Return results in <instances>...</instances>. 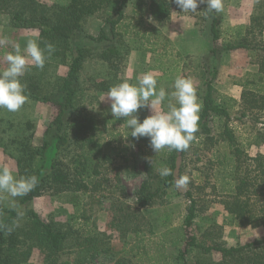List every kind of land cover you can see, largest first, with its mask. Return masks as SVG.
Instances as JSON below:
<instances>
[{
	"label": "rangeland",
	"instance_id": "obj_1",
	"mask_svg": "<svg viewBox=\"0 0 264 264\" xmlns=\"http://www.w3.org/2000/svg\"><path fill=\"white\" fill-rule=\"evenodd\" d=\"M38 1L50 5L53 3H66L68 0ZM147 3L148 0H128L124 9V13L128 16L126 21L128 33L124 40L129 47V51L123 57V63H121L122 65L118 71V79L111 74L109 75L105 66L96 58L86 60L80 73L79 84L83 89L81 101V105L84 106L83 114L85 119L91 121L94 125V130L91 134L93 140L102 149L100 151L102 155L100 156L104 157L103 160H100L99 177L95 179V181H99V184L92 191L85 194L81 192L46 193L35 198L28 207L33 209L43 221L50 223L52 226H62L64 230H68L71 224L69 222L71 221H73L74 230H77L79 228L77 224L80 222L77 217L81 214L89 216V226L96 230L97 237L101 239L98 244L104 245L105 248L109 244L115 253L120 251L121 242L132 246L139 242L133 232L134 226L145 232L143 233V238H141V245L144 248L139 250L140 253L147 249L150 250L152 245L157 243L155 232L164 235L166 234L164 232L169 230V228L180 229L181 232L166 234L167 240L168 237H171V242L173 239L176 244L172 242L173 244L169 248H172L170 251L175 253V260L177 261L178 251L183 245L182 240L181 242L179 240L184 237L182 225L190 206V201L184 195L187 191L195 199L198 208L190 233L196 237L197 242L201 245H223L221 242L223 225L227 226L226 223L230 222L231 217L223 212L221 202L224 192L233 186L231 182L226 184L229 180L226 179L224 181L223 177L225 173L232 170L234 156L227 143L220 140L218 133L221 132V128L218 127V123H214L213 139L215 144L212 145L209 142L197 140L187 154L177 161L174 180L181 175L187 174L190 177L187 188L177 189L173 182L170 188L164 189L158 185L157 179L153 178L149 181L145 170V158H151L153 155L152 157L157 160V157H155L157 154L152 149L142 147L141 143L130 140V130L124 123V118L115 119L111 114V102L107 98L104 100L107 92H100L89 87L92 82L102 79H109L112 86L125 79L135 84L137 83L136 78L142 73L153 71L158 77V88L163 87L168 93L173 90L172 84L177 76L193 78L199 96L202 91L199 68L211 47L210 21L204 20L202 17L203 5L200 4L198 6L196 13L178 14L175 12L172 14L174 20H176L174 23L169 21L159 26L150 19ZM222 4V11L216 13L219 19L220 31L218 43L225 44L227 41L235 40L236 37H246L249 47L255 48L254 52L252 51L255 54V58L261 60L263 52L258 49L264 47V30L259 33L257 32L259 27L254 25L253 29H251V34L246 31H249L248 26L251 24L250 20L252 17L264 14V0H222ZM236 10H240L241 14L235 13L237 12ZM103 18V13L87 17L83 23L84 32L91 36H97L104 27ZM180 20L184 21L182 25L180 24L181 26L177 23ZM171 32L183 37L181 40L187 39L190 43L182 42L185 43V47L179 46L181 51L184 52L185 50L184 53L175 47L176 45L173 41L171 42L168 39L167 35ZM3 38H7L10 43L0 45V68L7 66L4 56L13 50V43H18L23 51L29 38H38V32L36 30L13 28L10 25L8 15L0 13V39ZM196 42H200L197 45H201L205 54H194L195 49H197ZM224 44L223 46H225ZM199 49L201 50V48ZM237 59L240 60L239 65L242 67V62L246 60L245 56L243 55V57ZM45 66L42 69L48 72V74L44 75L45 80L52 81L54 78L63 77L67 72L65 66L57 65L56 63L55 65L47 64ZM229 67L228 65L223 70L224 80L217 78L214 83L216 91L220 95H224L226 99L231 98L230 95L223 93V88L227 84L229 85L232 81L243 83L258 79L255 78L256 80H253V77L247 76V71L243 67L240 73H233ZM42 70L32 67L27 72L33 74V72L39 73ZM169 102L174 103L175 101L168 96L162 107L166 109ZM227 103L231 106L229 108V127L233 131L236 143L244 154L248 156L251 148L245 143L246 138H248L247 132L253 130L257 124L264 122V111L244 108L242 110L236 109L233 101H228ZM242 112L245 115L247 113L248 116H241ZM150 114L151 112L147 108H142L137 113L141 122ZM53 116L54 109L52 106L30 100L17 112L0 109V126L5 131L2 136L3 139H1L4 145L0 143V168L9 167L14 175L18 177L17 152L14 146L9 144H12V140L20 136L22 131H24L22 129L25 124L30 122L33 126V137L30 140L31 146L34 149H39L43 143L45 129L52 121ZM252 134L261 140V134L258 135L256 132ZM93 158L95 161L98 160L97 156H93ZM218 158L224 162L221 167L218 165ZM223 167L225 169H222ZM144 182L150 183V189L155 192V197L151 207L140 210L135 206L136 193ZM3 194L0 193V195ZM120 209L123 211H120ZM18 211H22L24 215L15 219V225L18 224L17 227L20 228H30V226H26V224L28 225V220L25 206L19 208ZM131 212H135L136 220L132 217L127 218L123 227H118L116 218L122 217L124 213L129 214ZM72 217H74L73 220L71 219ZM149 229L153 230L152 235L149 234L151 233L148 231ZM123 230L126 231L124 232ZM74 232L76 235L77 232ZM85 243L83 240L78 241L74 235H69L65 242L64 251L59 253L55 264H62L65 261L70 262L69 264H74V260L78 256L84 257L86 255L84 251ZM131 251L135 252L134 254H138V250L135 248H132ZM98 257L97 255L93 259ZM140 257L141 254L135 256L134 262H138ZM95 261L93 260L92 264H95ZM197 261L204 264H219L220 254L215 251L205 254L199 248H194L192 253L187 255L186 262L187 264H197ZM29 262L30 264H44L45 253L33 248ZM97 262L104 264L102 257ZM125 264L139 263H133L128 260ZM175 264L181 263L177 261Z\"/></svg>",
	"mask_w": 264,
	"mask_h": 264
},
{
	"label": "trees",
	"instance_id": "obj_2",
	"mask_svg": "<svg viewBox=\"0 0 264 264\" xmlns=\"http://www.w3.org/2000/svg\"><path fill=\"white\" fill-rule=\"evenodd\" d=\"M127 2L128 0H68L66 3L47 5L38 0H0V13L8 15L11 27L36 30L41 48L47 43L55 46V51L45 65L56 63L67 68L63 77L54 78L52 81L45 80L44 75L48 74L47 70L33 74L26 72L22 78V82L27 85L28 100L52 106L54 116L45 129L43 143L39 149L31 146L33 126L30 122L25 124L20 136L9 144L14 146L17 152L16 165L19 176L36 175L39 183L27 195L16 198V208L9 204L11 198L6 193L0 195V264H30L29 257L33 248L45 253L44 264H55L59 253L64 251L69 235H74L78 241L86 242L84 251L87 256H78L74 263L76 261L77 264H90L91 257L94 256V247L100 245L98 242L101 239L97 237L96 230L89 226V216L81 214L77 217L80 221L77 230H74L73 221L69 222L71 224L68 230H64L62 226H52L43 221L28 205L35 198L46 193L85 194L99 184L95 179L99 177L100 160L104 157L100 156L102 149L93 140L91 134L94 125L86 120L83 114L80 73L86 60L96 58L105 66L109 75L118 79L123 57L129 51L124 40L128 33L126 23L128 16L124 13ZM202 5V17L210 21L211 47L199 68L202 90L199 99L202 108L199 113L198 131L186 151L176 152L165 149L155 156L157 160L152 157L153 155L151 156L154 161L152 166L145 159L147 179L150 181L155 178L160 187L170 188L174 182L178 159L184 157L197 140L215 144L213 125L218 123V127L221 128V132L218 133L219 138L227 143L234 156L232 170L223 177L224 181L229 180L226 184L233 183L232 188L224 192L221 202L223 210L239 226L259 224L264 231V154L258 153L254 157L244 154L229 127L231 106L227 102L231 100L220 95L214 88L224 53L240 48L254 52L255 48L249 47L246 37H236L235 40L227 41L225 44L218 43L219 19L216 12H207L206 3ZM147 10L150 19L159 26L168 23L175 12L184 14L175 5L174 0H148ZM98 13L104 14V27L97 36H91L84 32L83 23L87 17ZM263 21L264 14L252 17L248 26L249 31L246 32L251 34V29L256 25L259 27L257 32L261 33L264 30ZM258 50L263 52L259 70L261 76L256 81L244 82L241 94V105L249 110L264 108V47ZM111 86L109 79H102L92 82L89 87L100 92H108ZM4 132L0 126L1 144ZM130 140L141 143L142 147L152 149L147 137L136 140L130 136ZM93 156H97L98 160L95 161ZM218 159V165L221 167L224 162ZM161 164L171 168L172 175L162 178L158 171ZM149 184L144 182L136 193L137 209H146L153 204L155 192L151 191ZM184 195L190 201V206L182 225L184 237L179 239L180 242L182 240L183 245L176 257L178 262L187 264V255L192 253L194 248H199L205 254L212 251L219 253V264H264V237L231 247L220 244L211 246L199 244L196 237L190 233L198 210L196 201L190 192L187 191ZM23 206L28 220L26 226L30 228L15 226L17 211ZM134 213H124L122 217L116 218L118 227H123L127 218L132 217L136 220L137 216ZM71 219L73 220L74 217ZM74 231L77 232L76 235ZM148 231L152 235L153 230ZM177 231L181 232L180 229L174 230ZM133 232L138 238L141 236L139 234L145 233L136 226ZM69 263L65 261L62 264ZM197 264L204 263L197 261Z\"/></svg>",
	"mask_w": 264,
	"mask_h": 264
},
{
	"label": "clouds",
	"instance_id": "obj_3",
	"mask_svg": "<svg viewBox=\"0 0 264 264\" xmlns=\"http://www.w3.org/2000/svg\"><path fill=\"white\" fill-rule=\"evenodd\" d=\"M174 3L183 13H196L198 6L203 3H206L209 13H219L223 9L222 0H174ZM7 43H10L7 38L0 39V45ZM12 47L13 50L4 56L7 66L0 68V109L17 112L28 101L27 85L22 82V78L30 67L42 70L55 51V46L47 43L41 48L38 38H29L23 51L18 43H13ZM136 79L135 84L125 79L109 88L104 100L107 98L111 102L113 117L124 118L130 136L134 139L149 138L156 154L165 149L186 151L198 131L202 108L194 79L177 76L170 93L163 87L158 88V77L153 71L144 72ZM168 96L175 102H169L165 109L162 104ZM142 108L149 109L151 114L141 122L137 113ZM145 159L153 165L152 158ZM158 171L162 178L172 175L171 168L166 165H159ZM189 182L187 174L181 175L174 180V186L186 189ZM38 183L36 175L17 177L9 167L0 168V193H6L11 198L9 204L13 208L17 206L16 198L27 195ZM23 215L22 211H17L18 218Z\"/></svg>",
	"mask_w": 264,
	"mask_h": 264
},
{
	"label": "crops",
	"instance_id": "obj_4",
	"mask_svg": "<svg viewBox=\"0 0 264 264\" xmlns=\"http://www.w3.org/2000/svg\"><path fill=\"white\" fill-rule=\"evenodd\" d=\"M236 11L237 12L235 11L234 12L241 14L240 10H236ZM174 21L176 20H174V16H172L170 22L174 23ZM183 22H184L183 20H180L177 23H179V25L180 24L182 25ZM167 37L171 42L173 41L175 43L176 45L175 47L178 50H180L179 46L185 47V43L182 42L189 43L187 39L181 40L183 39V37H181L180 35L179 36L175 35L174 32L169 33ZM197 43L200 42H196V45ZM199 45H197V49H195L194 54H198V55L205 54V51L202 49L201 45L200 46ZM199 48H201V50ZM243 55L245 56L246 60L242 62L243 65L242 67L244 68L245 71H247L246 72L247 76L253 77L254 78L253 80H256L255 78L261 76L259 73L261 60H257L255 58V54L252 53L251 50L240 48L230 51L229 53H224L222 55L220 60L218 79L219 80L221 79L222 81L224 80L223 70L226 69L228 65L230 66L229 69H231L233 73H240L242 67H240L239 65L240 60H238L237 58L243 57ZM243 84L244 82L240 83V82L232 81L229 85L227 84L225 88H223V93L231 96V98L229 99L233 101V104H235L236 109H241V110L243 109V106L241 105V94L243 91ZM261 110L264 111V108ZM241 116L245 117L248 115L247 113L245 115V113L242 112ZM254 129L247 132L248 138H246L245 140L246 145L250 146L251 148V152H249L248 154L249 157H254L258 153L264 154V122L257 124ZM253 132L258 133V135L261 134V140L257 139V137L254 136L255 133L252 134ZM226 224L227 226L223 225V229H222L223 234L221 237V242L224 247L236 246L237 244H244L246 242H249L250 240L261 239L264 237L263 228L259 224H253L250 226L241 227L237 224L235 220H232L231 218H230V222ZM173 232H174V228L173 229L169 228V230H166L164 233L172 234ZM166 234L163 235L160 234L159 232H155V235H157V243L156 244L154 243L150 250L147 249L146 251H141L142 253H140L139 250H142L144 248V246L141 245L142 243L141 238H143V234H139L141 235L139 238L137 236L136 239L139 242H137L135 246H132L131 244L127 245L125 242H121L122 247L120 248V251L118 253L117 252L115 253L114 249L112 248V246H109V244L106 245L107 249L105 248L104 245L95 246L94 247L95 251H93L94 253L93 257H97V255L99 257L96 259H93V257H91L92 259L90 264H92L93 260H96L95 264H99V262L97 261H100L101 257L104 260V264H125L128 260H131L133 263H139V264L144 262L147 264H175L177 262L175 260V253L170 251L172 248L171 249L169 248L170 245L173 243L171 242V237L170 238L168 237L167 240ZM103 236H105V234H103ZM132 248L138 250V254H134L135 252L133 253L131 251ZM140 254L141 257L140 259H138V262L137 261L134 262L135 256H139ZM74 264H77V262L75 261Z\"/></svg>",
	"mask_w": 264,
	"mask_h": 264
}]
</instances>
